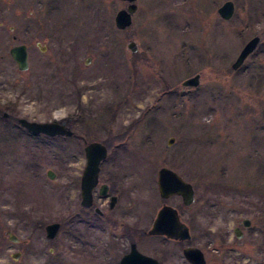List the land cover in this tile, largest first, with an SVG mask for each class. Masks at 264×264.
Segmentation results:
<instances>
[{
    "label": "rangeland",
    "instance_id": "obj_1",
    "mask_svg": "<svg viewBox=\"0 0 264 264\" xmlns=\"http://www.w3.org/2000/svg\"><path fill=\"white\" fill-rule=\"evenodd\" d=\"M226 1L137 0L132 25L120 29L115 17L127 1L0 0V264L27 259L11 263L27 245L10 236L44 245L34 259L49 263L44 227L57 221L63 243L73 231L78 264H120L134 243L161 264H190L188 245L207 264H264V0H232L228 21L218 12ZM253 36L263 37L258 53L234 70ZM20 44L26 71L10 54ZM198 75V89L184 85ZM19 118L67 120L76 136L33 134ZM83 138L108 147L101 182L118 202L111 210L97 189L95 202L114 222L81 205ZM162 167L196 190L190 208L167 201L190 241L148 234L166 203ZM86 214L92 220H75Z\"/></svg>",
    "mask_w": 264,
    "mask_h": 264
},
{
    "label": "water",
    "instance_id": "obj_2",
    "mask_svg": "<svg viewBox=\"0 0 264 264\" xmlns=\"http://www.w3.org/2000/svg\"><path fill=\"white\" fill-rule=\"evenodd\" d=\"M128 1L129 5L127 8L118 11L115 17L116 26L120 29L128 28L132 25L133 14L137 11L138 5L136 0H123ZM220 15L225 19H231L235 13V3L232 0L225 2L219 8ZM260 38L255 37L250 40L239 57L233 64V68L237 69L241 66L247 56L254 51ZM129 47L132 51H137V45L133 41ZM10 54L16 61L18 68L21 71H26L30 67L29 63V52L28 47L25 44L16 45L11 48ZM199 75L189 78L184 82L187 86H198ZM4 117H8V113L4 114ZM18 122L28 129L30 132L35 134H45L51 137L55 136H68L74 135V131L67 126L66 121H50V122H39L30 121L26 118H19ZM175 138L171 137L169 144L174 142ZM85 143V157L86 166L81 177V204L84 207H91L94 203V189L99 184V176L101 171V163L108 156L107 146L99 141L88 142L84 138ZM48 176L54 179L56 174L54 171L49 170ZM158 186L160 195L163 198H168L172 195H180L183 197L184 203L190 205L194 200V188L193 185L182 178L176 171L168 167H162L158 173ZM108 185L104 184L101 188V194L107 195ZM1 196V189H0ZM117 197H112L111 206L116 203ZM249 220H244V224L248 225ZM60 227L59 223L48 224L46 229L48 236L52 238ZM150 235H162L170 239L187 241L191 239V233L189 227L180 219V215L172 206L164 205L156 219L154 220L152 228L149 230ZM236 235L242 237V232L237 228ZM12 241H17L16 237H11ZM185 258L191 264H206V260L203 252L193 246L185 247L184 251ZM16 257V256H15ZM121 264H161L157 259L141 253L136 244L132 245L131 252L125 255L121 259Z\"/></svg>",
    "mask_w": 264,
    "mask_h": 264
},
{
    "label": "flooded vegetation",
    "instance_id": "obj_3",
    "mask_svg": "<svg viewBox=\"0 0 264 264\" xmlns=\"http://www.w3.org/2000/svg\"><path fill=\"white\" fill-rule=\"evenodd\" d=\"M129 4V3H128ZM220 8V7H219ZM219 8H218V10H219ZM222 19H224L223 17H222ZM224 20H226V21H228L227 19H224ZM230 20V19H229ZM256 36V35H255ZM254 37V36H253ZM253 37H251L249 40H251ZM260 42H259V44H258V46H257V49H259V47H260V44L262 43V41H263V37L262 36H260ZM248 40V41H249ZM247 41V42H248ZM246 42V43H247ZM245 43V44H246ZM244 44V45H245ZM244 47V46H243ZM257 49L252 53V54H250L248 57H247V59L250 57V56H253V55H255L256 54V51H257ZM242 50V49H241ZM262 53V52H261ZM257 56V55H256ZM246 59V60H247ZM245 60V61H246ZM245 63V62H244ZM239 69H241L240 67L239 68H237V69H234V70H239ZM199 85L198 86H196L195 88L196 89H198L199 87H200V84H201V79L199 78ZM66 122H67V125L68 126H71L72 127V125H71V123H69L67 120H66ZM84 169H85V167H84ZM84 171V170H83ZM102 172H103V163L101 164V171H100V177H99V185L94 189V203H93V205L90 207V208H86V207H84L86 210H88V211H91V210H93V212L94 213H96L99 217H101V218H107L108 220H110L111 222H114V220L112 219V218H109L107 215H106V213L101 209V207H99V206H97L96 205V202H95V195H96V192H95V190L97 189L98 190V193H99V195H101L100 197L103 199V197H105L104 199H106V198H109V208L111 209V210H113L114 208H115V206H116V204H117V202H118V196L117 195H115V194H113L112 193V186H111V184L110 183H108V182H101V178H102ZM83 174V173H82ZM82 176V175H81ZM182 176V175H181ZM183 177V176H182ZM184 178V177H183ZM104 184H106V185H108V193H107V195H102L101 194V188H102V186L104 185ZM194 190H195V188H194ZM114 196H116L117 197V200H116V203H115V205L114 206H111V201H112V197H114ZM175 197H177V198H179L180 200H181V202H182V204L184 205V207H192V205L194 204V202H195V199H196V190H195V193H194V200H193V202L190 204V205H186L185 203H184V200H183V197L182 196H180V195H172V196H170V197H168V198H165L166 199V203H164L163 204V206L164 205H170V204H168V202L167 201H169V200H171V199H174ZM172 206V205H171ZM172 207H174V206H172ZM174 208H176L177 210H178V212L180 213V218H181V220L182 221H184L183 219H182V216H183V214H182V212H180L179 211V209L177 208V207H174ZM88 213V212H87ZM87 215V217H81V218H78V217H76V219L75 220H77V222H81V221H84L85 223L86 222H88V220L89 219H91L92 217H90L89 216V214H86ZM92 220V219H91ZM185 222V221H184ZM51 223H59L60 224V227H59V229H58V231L55 233V235L52 237V238H50L49 236H48V232H47V229H46V227H47V225L48 224H51ZM51 223H48L47 225H45V227H44V231H45V241H46V245L47 246H50L48 249H49V253H50V260H49V263L50 264H68V262H65V260H64V258H66V259H68V260H70V263L69 264H78L79 262L81 263V261L78 259V256H79V250L78 249H72V238H70V239H68V236H72V230H71V228L69 229V233H66V235H68L67 236V238L64 240V242L65 243H63L62 242V240H63V238H62V233L64 232L63 231V222H61V221H57V222H51ZM251 224H252V222L251 221H249V223H248V225H246L245 227L247 228V229H250L251 228ZM188 225V224H187ZM245 224H244V220H243V226H244ZM189 226V225H188ZM241 232H242V237H243V235H244V232L241 230V228L239 227L238 228ZM236 230L237 229H235L234 230V233H235V235H236ZM85 235H87V233H85ZM81 236H83V233H82V235ZM237 236V235H236ZM11 237H14V236H10V239H11ZM16 237V239H17V241H16V243H18V244H20V245H22V244H24V245H27V248H25V247H22V248H20L19 249V251H17V252H15V253H12V255H11V257H12V261L13 262H11V263H17V262H19V259H20V257L22 256H26L27 255V259H26V261H24V264H39L40 263V261H37V260H35L34 258H36V257H38V255H39V253L40 252H43L44 250H45V247H44V245H42V247L39 249V247H36V248H34V245H33V243H28L29 241H27V243L25 244V242L24 241H21L20 239H19V237H17V236H15ZM237 238H238V236H237ZM34 240V238H32V239H30V241H33ZM170 240H173V239H170ZM174 241H176V242H178V243H182V241H179V240H174ZM71 245H70V244ZM45 245V246H46ZM196 248H198V249H200L202 252H203V254H204V257H205V260H206V264H207V259H206V255H205V252L200 248V247H197V246H195ZM78 250V251H77ZM183 250H184V248H183ZM81 255V254H80ZM16 256V257H15ZM42 263H44V264H49V263H47V260H45V261H41ZM42 263H40V264H42ZM121 264V263H120Z\"/></svg>",
    "mask_w": 264,
    "mask_h": 264
},
{
    "label": "bare ground",
    "instance_id": "obj_4",
    "mask_svg": "<svg viewBox=\"0 0 264 264\" xmlns=\"http://www.w3.org/2000/svg\"><path fill=\"white\" fill-rule=\"evenodd\" d=\"M159 212V211H158ZM189 262V261H188ZM190 263V262H189Z\"/></svg>",
    "mask_w": 264,
    "mask_h": 264
}]
</instances>
